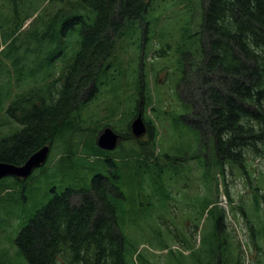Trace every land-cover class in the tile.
I'll return each mask as SVG.
<instances>
[{"label":"rangeland","instance_id":"1","mask_svg":"<svg viewBox=\"0 0 264 264\" xmlns=\"http://www.w3.org/2000/svg\"><path fill=\"white\" fill-rule=\"evenodd\" d=\"M60 1L0 0V135L23 128L17 118L6 114L10 96L42 87L44 92L50 88L57 97L56 92L62 88L67 62L60 55L51 59L49 43L41 47L45 55L39 51L20 53L35 38L37 27L44 30L41 22L62 5ZM151 7L149 24L144 20L139 30L118 38L108 60L109 72L103 76L98 92L72 120L71 133L56 138L45 164L27 179L7 176L0 180V264H29L16 245L20 231L55 195L69 187H90L95 174H108V161L112 159L124 172L121 189L125 198L121 200L128 211L124 228L131 248L137 247L136 264H181V252L187 264H203L216 226L212 213L204 209L206 199L217 200L222 210L221 227L229 232L232 246L231 264L237 260V264H264V231L257 233L255 229L264 225V198L260 199L259 216L254 213L255 194L264 195V154L245 150L237 157L243 158L246 170L226 162L224 174L210 158L211 174L216 173L219 189L215 181L211 188L206 185L204 154L197 152L199 130L176 118L188 88L178 84L181 71L174 50L186 21L199 25L201 0H153ZM14 31H18L17 37L10 36ZM28 58L34 59L26 67ZM140 71L144 72L145 91L152 97L144 99L142 113L154 125L155 139L148 132L138 138L131 133L132 110L140 98L135 78ZM8 88L10 93L6 92ZM106 126L131 133V138L120 141L113 150H102L94 136L98 137ZM144 159L151 164L146 173ZM201 241V251L190 250Z\"/></svg>","mask_w":264,"mask_h":264},{"label":"trees","instance_id":"2","mask_svg":"<svg viewBox=\"0 0 264 264\" xmlns=\"http://www.w3.org/2000/svg\"><path fill=\"white\" fill-rule=\"evenodd\" d=\"M60 2L62 5L50 18L41 22L44 30L37 27L38 32L33 31L35 38L20 53L39 51L45 55L41 47L49 43L51 59L60 55L67 62L62 88L56 92L57 97L50 88L44 92L42 87L27 88L15 98L10 96L6 114L17 118L23 128L0 135V160L21 164L44 145H52L59 136L71 133L72 120L96 95L103 76L109 72L108 60L118 38L139 30L144 20L149 24L147 15L153 10V0ZM201 5L199 25L186 21L174 50L181 71L178 84L188 88L176 118L199 130L197 152L204 154L206 185L212 188L215 181L219 189L216 173L211 174L210 158L220 166L219 173L224 174L226 162L246 170L243 158L237 157L245 150L264 154V0H201ZM22 27L23 24L19 28ZM17 33L10 36L17 37ZM66 38L72 42L66 44L62 40ZM143 39L146 42L147 38ZM33 59L28 58L25 66ZM143 75L140 71L135 78L140 98L135 101L132 116L143 111L144 99L152 100L150 92L145 91ZM177 95L180 97L181 92ZM146 124L151 139H155L154 125L147 120ZM131 133H121L122 140L131 138ZM94 138L96 141L97 135ZM144 162L146 173L151 164L146 159ZM108 163V174H95L90 187H69L55 195L20 231L16 245L29 264H136L137 247L131 248L124 228L128 211L121 200L125 198L121 189L123 168L114 159ZM151 176L154 178L152 173ZM263 198L264 195L255 194L257 216ZM204 209L212 213L216 226L211 242L208 247L205 245L207 259L203 264H231L234 258L229 232L221 227L223 213L217 200L215 203L206 199ZM255 229L262 233L264 225ZM202 248L201 241L190 250ZM181 256V264H187L183 252ZM237 263L238 260L233 264Z\"/></svg>","mask_w":264,"mask_h":264},{"label":"water","instance_id":"3","mask_svg":"<svg viewBox=\"0 0 264 264\" xmlns=\"http://www.w3.org/2000/svg\"><path fill=\"white\" fill-rule=\"evenodd\" d=\"M132 133L136 137H141L146 133L147 127L140 112L131 122ZM121 137L112 127L107 126L99 133L97 145L104 150H113L120 142ZM50 152V146L45 145L32 153L26 161L21 164H15L0 160V180L6 176H15L18 178L29 177L34 169L44 164Z\"/></svg>","mask_w":264,"mask_h":264},{"label":"flooded vegetation","instance_id":"4","mask_svg":"<svg viewBox=\"0 0 264 264\" xmlns=\"http://www.w3.org/2000/svg\"><path fill=\"white\" fill-rule=\"evenodd\" d=\"M211 133V131H209Z\"/></svg>","mask_w":264,"mask_h":264}]
</instances>
